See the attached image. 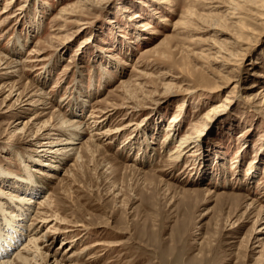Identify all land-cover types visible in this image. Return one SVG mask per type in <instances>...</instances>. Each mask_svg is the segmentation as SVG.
Instances as JSON below:
<instances>
[{
  "label": "rangeland",
  "instance_id": "obj_1",
  "mask_svg": "<svg viewBox=\"0 0 264 264\" xmlns=\"http://www.w3.org/2000/svg\"><path fill=\"white\" fill-rule=\"evenodd\" d=\"M259 3L0 0V171L19 178L0 188L48 192L42 215L55 217L29 264H264ZM62 118L81 128L67 131ZM47 127L77 142L55 169L36 154ZM185 134L198 145L173 161ZM25 162L55 177L23 186ZM0 204L12 220L16 204L6 195ZM23 208L32 228L37 207Z\"/></svg>",
  "mask_w": 264,
  "mask_h": 264
},
{
  "label": "bare ground",
  "instance_id": "obj_2",
  "mask_svg": "<svg viewBox=\"0 0 264 264\" xmlns=\"http://www.w3.org/2000/svg\"><path fill=\"white\" fill-rule=\"evenodd\" d=\"M260 7H262L261 10H263V12H264V4L263 3H259L257 5L258 9H260ZM65 10L66 9L64 8L63 11H65ZM139 16H140V14L134 13V18H138ZM161 20H162V22H167V20H169V18L167 16H164V17H162ZM147 26L152 27L150 23H148ZM34 54H35L34 55L35 57L32 59V61H37L38 62L40 60H43V58H41L42 56L39 57L40 56L39 52L35 51ZM14 66L17 67L18 64L14 65ZM12 90L14 91L15 89H12ZM11 93H13V92H11ZM20 94H21V92H20ZM34 95H35V93H32L28 98H26L24 100V102H21L22 105H20V107L23 108V109L26 108L28 110L29 107H24V104L25 105L29 104V101H30L29 99L31 97H33ZM20 97L21 96H19L18 99H20ZM90 115L94 116L93 114H90ZM104 119H105V117L100 119V120L97 119L98 121H96L97 122L96 125L100 124L101 123L100 121H103ZM177 119H178V116H175L172 119V122H175V123L172 124L171 126H169L168 129H170V131H172V129H174V127L176 126ZM77 121H78L77 118H73V119H70V120H68L67 118H62L61 119V124L65 125V129H67V131L68 130H74V129L78 130L79 128H81V126H80L81 124H78ZM19 122H21V121H19ZM47 129H49V127L45 128L44 131L47 130ZM65 129L63 128V130H65ZM117 130H119V129H117ZM44 131L41 132V133H37L35 135V137H36L35 141L40 142L39 144L41 146L38 150H36V154H37V156H39L38 160H40V162L41 161L48 162L47 160H53L54 163L50 164V166H52V168L55 169V168H57L59 166V162L58 161L61 160V156H66V155H68L70 153H73L76 150L75 147H74V144L77 143V142L72 137L71 138L70 137L63 138L62 135H64V134H62L59 137L58 140L57 139L56 140L55 139H51V136H52L51 135L52 134L51 131L52 130H47L46 133H44ZM39 135L40 136H47L48 140L40 141V137H38ZM62 139H64V140L62 141ZM60 142H62V143H60ZM198 142H199V136L198 137L197 136L194 137L191 134H185L184 136L180 137L179 140L177 141L174 149H172L170 151V154H169L170 155V159L173 160V161H178V160L182 159L183 157H185V155H187L189 153V151H191L193 146H197L198 145ZM60 144H65V145H60ZM77 149H79V148H77ZM188 155H190V154H188ZM59 156H60V158H58ZM28 163H29V161H28ZM28 163L26 164V162H25V164L27 165V168L29 170L27 172H30L29 176L27 177L26 181H24V179H21L20 181H18L23 186L28 185V184H32V185H35V186L36 185H41V184L43 185L44 181L43 180L41 181L38 178L39 176L40 177L41 176L42 177H45V176L46 177L47 176H50V177L54 176L55 177V173L52 172L51 170H50L51 171L50 172V171H47L46 169H42L41 167H39L37 165H32V164H28ZM10 177H11V174L3 173V171H0V179L1 180L6 181V182L7 181L8 182L13 181L12 178L14 176L12 175V178H10ZM35 177H37L40 181L35 179ZM14 178H17L16 180H19L18 177H14ZM1 188H0V195H6V196L10 197L11 201L14 202V204H16L18 212H17V214L15 213L12 216L14 219L12 218V220H10L6 216H7V214L9 212H10V214H13V213H11V211H7V209H3L2 205L0 204V208L3 209V210H0V211H2V213H3L2 215H4L7 218L6 220H7V223L9 225V227H7V229L5 230L6 232L4 231L6 234L3 237V233H2L3 231H2V228H1L2 222L0 223V239L3 240L6 243V245L13 247V245L16 243V241L21 240V237L23 235L25 236L27 234V237H31V238H30L29 241L26 240L24 243L22 242V247L21 248L18 246L19 249L18 248L16 249V252H17L16 253V259H18L17 263H16V260H12L11 256L9 257V255H8V256H4V257L1 258L2 260L0 261V264H18V263H20V264H29V262L31 261L30 257H29V253H31V251H32L31 249L33 247V245L31 246V244H34V246L37 247V243L36 242L42 241L41 240L42 236L38 235V233L40 231V228L42 226L46 225L47 222H50L53 219H55V217L52 216L53 217L52 218L51 215L47 216V217L46 216L44 217L42 215L43 212L41 211V209H43L45 206L50 205L49 204V202L51 201V199H49V198H51L50 194H48V192H47V193H45V195H43V196H41L40 198L37 199V198H35V196H32V195H36V192H35V194L32 192V195L31 194H26L27 196H20V194L19 195L18 194L17 195H13L12 192L8 193L7 191H5V189H1ZM199 196H201V195H199ZM16 201L18 203L20 202V205L17 204ZM47 201H49V202H47ZM33 204H34V207H37V208H35L36 209L35 210V212H36L35 214L36 215L34 216V214H33V217L31 218L32 222H33L32 223L33 226L31 228L30 225L25 226V223L22 222L23 220H25V218H23V217H27V212H28L26 209L23 208V206L27 205L28 206V210H29V207H31V205H33ZM23 210H26V212L23 211ZM29 211H33V210H29ZM21 219H22V221H20ZM4 226H5V224H4ZM31 229H33L32 233H31ZM7 253H8V251H6V247H5V249H3V252L1 254L5 255ZM54 261L56 263H58L56 258H55Z\"/></svg>",
  "mask_w": 264,
  "mask_h": 264
}]
</instances>
